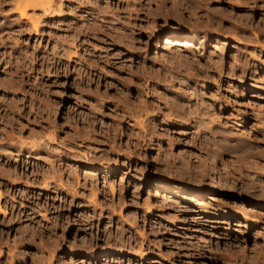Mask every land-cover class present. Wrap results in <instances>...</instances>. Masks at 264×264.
<instances>
[{
  "label": "rangeland",
  "instance_id": "1",
  "mask_svg": "<svg viewBox=\"0 0 264 264\" xmlns=\"http://www.w3.org/2000/svg\"><path fill=\"white\" fill-rule=\"evenodd\" d=\"M17 3L0 264H264V0Z\"/></svg>",
  "mask_w": 264,
  "mask_h": 264
},
{
  "label": "bare ground",
  "instance_id": "2",
  "mask_svg": "<svg viewBox=\"0 0 264 264\" xmlns=\"http://www.w3.org/2000/svg\"><path fill=\"white\" fill-rule=\"evenodd\" d=\"M50 3H51V0H18V3L16 5V10H17V12L20 13L21 17L27 18V11L28 10H30V9L36 10V8L38 10V7L39 8L43 7L46 10V5L50 4ZM47 7H49V6L47 5Z\"/></svg>",
  "mask_w": 264,
  "mask_h": 264
}]
</instances>
